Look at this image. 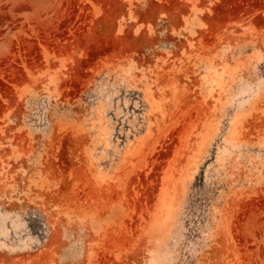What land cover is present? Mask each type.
Returning <instances> with one entry per match:
<instances>
[{"label": "rangeland", "instance_id": "rangeland-1", "mask_svg": "<svg viewBox=\"0 0 264 264\" xmlns=\"http://www.w3.org/2000/svg\"><path fill=\"white\" fill-rule=\"evenodd\" d=\"M0 264H264V0H0Z\"/></svg>", "mask_w": 264, "mask_h": 264}]
</instances>
